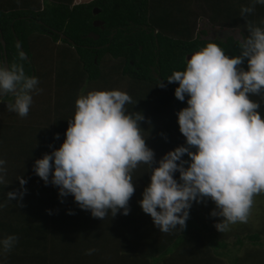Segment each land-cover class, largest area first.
Returning a JSON list of instances; mask_svg holds the SVG:
<instances>
[{"label": "trees", "instance_id": "16d2710c", "mask_svg": "<svg viewBox=\"0 0 264 264\" xmlns=\"http://www.w3.org/2000/svg\"><path fill=\"white\" fill-rule=\"evenodd\" d=\"M250 5L251 0H0L8 67L22 64L42 90L33 92L25 117L6 104L0 109V159L6 161L0 239L17 237L12 249L0 254V264H264V223L260 232L245 234L241 230L252 228L240 222L219 232L214 225L223 218L210 215L216 206L205 198L192 203L184 227L161 232L139 204L151 169L169 151L187 146L176 114L187 107L188 97L178 100V82L166 79L184 70L191 54L208 42L230 57L240 53V41L232 36L203 38L207 32L197 31L200 16L211 30H237L243 38L247 24L264 27V5L241 16V6ZM95 20L103 29L93 26ZM239 67L247 70V61ZM112 89L127 92L132 99L126 111L144 117L139 125L154 160L131 172L135 191L129 213L120 209L113 216L109 209L101 219L81 209L71 194L61 197L51 175L46 184L33 165L63 143L79 95ZM1 99L14 102L11 93ZM21 176L27 191L9 200L8 192L22 191ZM174 178L179 181V172Z\"/></svg>", "mask_w": 264, "mask_h": 264}, {"label": "clouds", "instance_id": "9594fccd", "mask_svg": "<svg viewBox=\"0 0 264 264\" xmlns=\"http://www.w3.org/2000/svg\"><path fill=\"white\" fill-rule=\"evenodd\" d=\"M256 4L264 5V0L241 6V16L252 13ZM246 30L239 55L230 57L208 42L191 54L184 70L166 79L178 82L174 92L178 100L188 97L187 107L176 114L187 146L169 151L151 169L150 183L139 201L161 232L184 227L192 203L205 198L216 206L210 215L223 218L215 228L228 231L232 224L248 222L253 197L264 193V118L257 111L259 103L249 98L264 92V27L249 23ZM245 60L247 70L239 67ZM38 83L37 77L26 75L22 64L6 68L0 62V94L14 97L9 111L27 116L33 92L42 91ZM159 86L167 85L159 82ZM131 99L119 89L79 95L63 143L33 165L46 184L51 175L61 197L71 194L96 218L103 219L109 209L113 216L120 209L127 215L135 191L131 172L140 163L151 167L154 160L139 125L144 117L126 111ZM185 154L189 160L182 159ZM5 164L0 159V183L5 182ZM177 172L179 181L174 178ZM19 183L22 191L8 192L9 200L22 198L27 191L22 176ZM16 241L15 235L0 239V254L9 252Z\"/></svg>", "mask_w": 264, "mask_h": 264}, {"label": "rangeland", "instance_id": "374dc122", "mask_svg": "<svg viewBox=\"0 0 264 264\" xmlns=\"http://www.w3.org/2000/svg\"><path fill=\"white\" fill-rule=\"evenodd\" d=\"M202 15V14H201ZM197 31L200 30H205L207 32V34L205 36H202L205 39L211 40L213 38H225L228 36H232L233 38H235L238 41H241L242 37L240 35V33L237 30H227V29H222V30H211L208 26H207V21L204 17L200 16L199 21L197 23ZM0 94V109L2 108L3 105H8L9 103L5 102L2 98V96L4 95ZM249 98L254 101L259 103L260 107L259 109H257V111L260 112L261 117L264 118V96L263 95H259V94H249ZM8 114V113H7ZM4 117V113L0 112V119ZM253 206L252 209L250 211V215H249V219L248 222L244 224V226L249 225L248 227L251 226L252 229L250 230H241L242 232L246 233H252V232H260L262 230L260 225L261 223H264V193H260L258 195H255L253 197ZM214 209V207H212V210ZM249 223V224H248Z\"/></svg>", "mask_w": 264, "mask_h": 264}, {"label": "water", "instance_id": "95a60500", "mask_svg": "<svg viewBox=\"0 0 264 264\" xmlns=\"http://www.w3.org/2000/svg\"><path fill=\"white\" fill-rule=\"evenodd\" d=\"M98 13H99L98 10H96V9L93 10V14L94 15H97ZM100 25H103V22L102 21L95 20L93 22V26L94 27H99ZM61 37L64 39V36H61ZM87 37L88 38H92L94 40H98L99 39V35L94 34V33H89ZM0 42H1L2 48H3V65L7 68L8 67V64H7V58H6V53H5V43H4L3 39H2L1 32H0ZM22 54L24 56H26L25 53L23 52V50H22Z\"/></svg>", "mask_w": 264, "mask_h": 264}, {"label": "flooded vegetation", "instance_id": "af4514ba", "mask_svg": "<svg viewBox=\"0 0 264 264\" xmlns=\"http://www.w3.org/2000/svg\"><path fill=\"white\" fill-rule=\"evenodd\" d=\"M99 27H100L101 29H103V28H102V25H100Z\"/></svg>", "mask_w": 264, "mask_h": 264}]
</instances>
